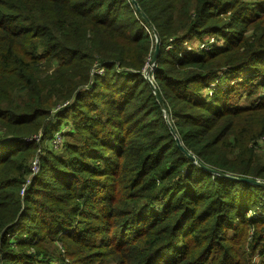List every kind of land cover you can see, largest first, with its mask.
I'll return each mask as SVG.
<instances>
[{
    "label": "trees",
    "instance_id": "16d2710c",
    "mask_svg": "<svg viewBox=\"0 0 264 264\" xmlns=\"http://www.w3.org/2000/svg\"><path fill=\"white\" fill-rule=\"evenodd\" d=\"M134 1L159 36L151 76L183 147L264 181V0L251 15L249 0H0V264L49 259L55 238L69 262L56 250L51 264H264V187L178 147L142 74L155 43ZM219 32L222 47L166 49ZM224 65L237 83L223 90ZM64 117L67 161L42 148ZM18 224L25 239L10 240Z\"/></svg>",
    "mask_w": 264,
    "mask_h": 264
},
{
    "label": "rangeland",
    "instance_id": "374dc122",
    "mask_svg": "<svg viewBox=\"0 0 264 264\" xmlns=\"http://www.w3.org/2000/svg\"><path fill=\"white\" fill-rule=\"evenodd\" d=\"M239 1H247V0H239ZM249 1L252 2L253 4L250 5L248 7V9L245 11V14L246 15H251V12H254L255 13L257 10L260 9V5H261L260 4V1L261 0H249ZM227 14H228V12L227 13L220 12V17H223L224 18V17L227 16ZM235 27H237L236 24L233 25V27H231V28L228 27L227 29L224 30V32L225 33H229V32H231L229 30H232V28H235ZM150 28H151L150 36L152 38H154V43H156L155 42V35L153 33L152 27L150 26ZM252 32H253V29H252V27H250L249 30L247 31L246 35H251ZM169 40H172V39L169 38ZM171 42H172V44L169 45V46H167L166 49H169L171 47H178L180 49V54L183 53L181 55L197 53V52H199V51H201L203 49H209V50H211L213 48L222 47L224 45L223 38L220 35V32L217 33V34H210L205 39L200 38L198 35H191V36L186 37L183 40L177 41L174 46H173V40ZM153 52H154V49H153ZM153 52H152V54H153ZM152 54H151V56H152ZM151 56H150V58H151ZM150 58H149V60H150ZM149 60H148V63H146L143 68H145V66L149 65V62H150ZM154 65H155V63H154ZM154 65L151 67V70H154ZM262 68H264V67H262ZM219 70H220L219 80H216L214 82V84L217 85L219 88H221V89L224 90L225 88H228L227 86H231L232 84H236L237 83L236 82L237 79L230 78V71H228L227 66H225V65L224 66H221ZM99 73H102V70H99ZM144 73L145 72H144V69H143L142 74H143L144 78L147 80V78L145 77ZM149 77L152 80V83L158 89V86H157L156 82L153 80V77L151 76V74L149 75ZM256 81L259 82L260 81V78L257 79ZM188 84H194V83L193 82H190ZM211 85L212 84H209L207 88H204L202 90V93L203 94H206V92H207V95H211L212 92H213V90L216 89L215 86H211ZM199 86H200L199 83L196 82L195 88L196 89H199L200 88ZM262 87H264V86H262ZM260 90L264 91V88H261ZM158 92H159V90H158ZM259 92L260 91H258V93L254 95L253 98L255 100L258 98V96H260L259 95ZM159 94H160V92H159ZM243 94H245V92H243ZM236 97L234 98V101H235ZM242 102H247V103H245L246 105L250 103V101L248 99H246V98H244V97L241 96L238 99V104H244ZM70 103L71 102H65L63 105H60L58 108L66 105V104L68 105ZM164 108H163V110H164ZM167 111L168 110H166L164 112V116L167 117L168 124H170L173 127V124H172L173 119L171 118V116L168 114ZM228 122H232V121H225V123H228ZM232 123H234V122H232ZM59 128H61V131H58V130L57 131H53V132H51L48 135L50 137V145H49V142H47L46 140H44L42 142V148H43L44 151L46 149L49 152H51V154L54 155L55 157H58L61 160L67 161L70 154H69L68 149L66 148V143L69 140V138H68V136H64V138H63L62 134L65 133V132L74 131V128H73L72 122L67 117H64L61 120V122L59 124ZM174 133H175L176 136H178L176 134L175 130H174ZM0 140H2V139H0ZM3 142H5L3 144H7L10 141L7 140V141H3ZM225 145H226V147L229 148L228 149L229 152H230L229 153V156H230V159H232L238 153V149L236 148V146L234 144V135H233V137H231V138H229V139H227L225 141ZM249 145H250V143H249ZM259 147H261V146L260 145H257L254 148L257 149ZM197 161H199V160H197ZM197 161L196 160H193V163L198 164ZM32 170H33V173H38V164H37V168L32 169ZM28 183L24 186V189L26 188V186L28 185ZM30 183H32V182H30ZM41 188H42V191L41 192H46V190H47L46 187H41ZM27 232L28 231L26 230V228L22 224H18L16 227H14V229L11 232H9L7 234V236H8V238L10 240H15L21 234L22 235V239H25V236H26V233ZM233 232L234 231L229 230L228 231V234L231 235V234H233ZM44 247L50 253L49 259L46 258V257H43V259H42L43 261H36V264H51V263H53L54 261H52L50 258H53V256H55L54 254H56V250L58 252H61V254L64 256L66 262H69L68 261L69 260V257L66 256V247L64 246L63 242L60 239L55 238V241L54 242L51 241V240L50 241H46L44 243ZM28 248H30V251H33L34 250L33 247L31 248L30 246H28ZM255 260H264V257H259L256 254ZM18 264H20V263H18ZM54 264H62V263L56 262Z\"/></svg>",
    "mask_w": 264,
    "mask_h": 264
},
{
    "label": "water",
    "instance_id": "95a60500",
    "mask_svg": "<svg viewBox=\"0 0 264 264\" xmlns=\"http://www.w3.org/2000/svg\"><path fill=\"white\" fill-rule=\"evenodd\" d=\"M134 6L135 8L138 10V12L140 13L141 17L152 27V30H153V33L155 35V47H154V52L150 58V62H149V65L145 66L144 68V75L145 77L147 78V81L149 82V85L157 99V101L159 102V104L164 108V104H163V101H162V98L158 92V89L156 88V86L152 83V80L150 79L149 75L151 74V67L154 65L155 61H156V56L158 54V51H159V36L157 34V31L156 29L152 26V24L150 23V21L148 20L147 16L145 15L144 12H142V10L139 8V6L137 5V3L134 1ZM151 70V71H150ZM165 112V111H164ZM166 120L168 121L167 117L165 116ZM169 125V129L171 131V133H174V128L170 125ZM175 140L177 142V145L178 147L191 159V160H198L193 154H191L190 152H188L184 147L183 145L181 144L178 136L175 135ZM198 164L200 166H202L203 168H205L206 170H209L213 173H217L218 175L220 176H223V177H226V178H229V179H233V180H239V181H244V182H247L251 185H254V186H258V187H264V181H261V180H258V179H253V178H250V177H240V176H234L232 174H227V173H221V172H217L216 170L212 169V168H209L207 167L206 165H203L201 164L199 161H197Z\"/></svg>",
    "mask_w": 264,
    "mask_h": 264
},
{
    "label": "built area",
    "instance_id": "2783aa9c",
    "mask_svg": "<svg viewBox=\"0 0 264 264\" xmlns=\"http://www.w3.org/2000/svg\"><path fill=\"white\" fill-rule=\"evenodd\" d=\"M203 46H204V45H203ZM33 138L36 139V140H38V139H39V134L36 135V136H33ZM37 161H38L37 159L32 160V162H31V169H35V168H37V164H38ZM23 191H24V186H23L22 192H23Z\"/></svg>",
    "mask_w": 264,
    "mask_h": 264
}]
</instances>
